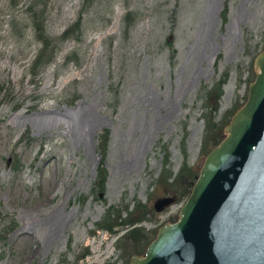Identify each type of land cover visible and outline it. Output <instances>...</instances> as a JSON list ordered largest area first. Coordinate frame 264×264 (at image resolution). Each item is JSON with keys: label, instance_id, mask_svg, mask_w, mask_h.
Segmentation results:
<instances>
[{"label": "rangeland", "instance_id": "obj_1", "mask_svg": "<svg viewBox=\"0 0 264 264\" xmlns=\"http://www.w3.org/2000/svg\"><path fill=\"white\" fill-rule=\"evenodd\" d=\"M81 6L79 39H60L32 70L39 43L21 29L25 4L0 0V264H125L143 254L176 219L264 50V0H48L47 33L59 37ZM223 71L213 144L214 128L202 138L205 91ZM162 195L174 200L156 211ZM135 201L143 220L96 226L108 207L124 218Z\"/></svg>", "mask_w": 264, "mask_h": 264}, {"label": "water", "instance_id": "obj_2", "mask_svg": "<svg viewBox=\"0 0 264 264\" xmlns=\"http://www.w3.org/2000/svg\"><path fill=\"white\" fill-rule=\"evenodd\" d=\"M246 96L204 154L177 217L125 264H264V50ZM157 196L154 210L171 204Z\"/></svg>", "mask_w": 264, "mask_h": 264}, {"label": "trees", "instance_id": "obj_3", "mask_svg": "<svg viewBox=\"0 0 264 264\" xmlns=\"http://www.w3.org/2000/svg\"><path fill=\"white\" fill-rule=\"evenodd\" d=\"M13 1V0H11ZM17 1V0H15ZM19 1V0H18ZM48 0H22V4H25V9L27 11V22L23 23L22 30L26 27H29L34 35V38L39 43L38 49L32 59L31 69L34 70L38 67H42L45 65L49 59L52 57L53 52L56 49L57 42L63 38H72L75 40L79 39L80 34V25H81V13L84 10L83 6L78 9L77 16L63 29L62 34L59 37L51 36L47 33L46 30V6ZM15 15H11L9 22L12 24L15 21H19ZM22 33H24L22 31ZM21 35V34H19ZM226 71H223L210 85L208 89H206V98H205V108L206 111L202 113V116L205 121L204 132H203V141L208 139L209 131L211 128L213 129L212 136L215 137L213 139V144L218 140L216 138V130L218 127L215 126L214 121H212V114L217 108V100L221 94V85L225 81ZM2 83L0 82V88ZM220 132V129H219ZM107 140V132L103 130L99 135V150L103 155L105 151V143ZM179 168L181 171L184 169V165ZM178 170V171H179ZM165 169H163L159 176V180H164L168 177L167 174H164ZM106 171L104 167L99 163L96 168L95 178L93 181V188H96L99 193L103 191L104 181H105ZM191 183V182H190ZM190 185V184H189ZM187 193V192H186ZM182 196L176 194V198L179 199ZM137 210L141 212L139 214H135L132 216L130 213H135ZM137 213V212H136ZM145 213V205L138 201H135L129 210L126 213L124 218H117L118 212H115L113 207H108L105 211L106 214V222H97L96 226L102 229H106L109 232H115L114 226L116 225H130L134 222H139L143 220ZM110 214H114L110 216ZM132 216V217H131ZM125 227V226H124Z\"/></svg>", "mask_w": 264, "mask_h": 264}]
</instances>
